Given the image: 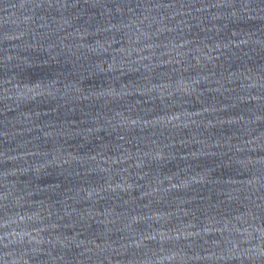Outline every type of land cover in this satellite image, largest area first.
I'll return each mask as SVG.
<instances>
[{
	"label": "water",
	"instance_id": "1",
	"mask_svg": "<svg viewBox=\"0 0 264 264\" xmlns=\"http://www.w3.org/2000/svg\"><path fill=\"white\" fill-rule=\"evenodd\" d=\"M0 264H264V0H0Z\"/></svg>",
	"mask_w": 264,
	"mask_h": 264
}]
</instances>
